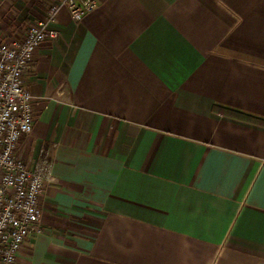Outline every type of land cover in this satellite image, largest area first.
<instances>
[{"label":"crops","instance_id":"obj_1","mask_svg":"<svg viewBox=\"0 0 264 264\" xmlns=\"http://www.w3.org/2000/svg\"><path fill=\"white\" fill-rule=\"evenodd\" d=\"M62 1L0 0V43ZM96 1L25 72L53 176L16 264H264V0Z\"/></svg>","mask_w":264,"mask_h":264},{"label":"built area","instance_id":"obj_2","mask_svg":"<svg viewBox=\"0 0 264 264\" xmlns=\"http://www.w3.org/2000/svg\"><path fill=\"white\" fill-rule=\"evenodd\" d=\"M67 4L80 20L94 10L96 0H63L53 4L46 19L29 25L22 38L0 43V264H16L18 253L31 233L41 231V196L53 176V162L40 149L32 163L18 156L21 138L32 130L33 95L25 72L35 50L58 30L49 26L60 5Z\"/></svg>","mask_w":264,"mask_h":264}]
</instances>
